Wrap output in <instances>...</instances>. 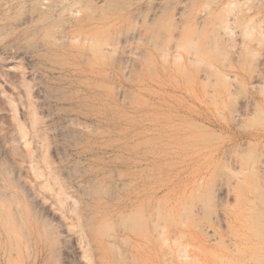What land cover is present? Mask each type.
Masks as SVG:
<instances>
[{
  "label": "rangeland",
  "instance_id": "374dc122",
  "mask_svg": "<svg viewBox=\"0 0 264 264\" xmlns=\"http://www.w3.org/2000/svg\"><path fill=\"white\" fill-rule=\"evenodd\" d=\"M263 87L264 0H0V264H264Z\"/></svg>",
  "mask_w": 264,
  "mask_h": 264
},
{
  "label": "bare ground",
  "instance_id": "6f19581e",
  "mask_svg": "<svg viewBox=\"0 0 264 264\" xmlns=\"http://www.w3.org/2000/svg\"><path fill=\"white\" fill-rule=\"evenodd\" d=\"M242 1V0H241ZM43 2V5L44 6H46V3H44V1H42ZM41 2V3H42ZM47 2V1H46ZM208 3V2H207ZM41 5V4H40ZM207 5V4H206ZM227 5H231V4H226V7H227ZM46 7H49L48 5L46 6ZM210 7V6H209ZM229 7V6H228ZM72 9V8H71ZM204 9V8H203ZM224 10V9H223ZM203 11H205V10H203ZM226 11L227 12H229L230 10H227L226 9ZM207 12V11H206ZM221 12V14H226L225 13V10H224V12L223 11H220ZM223 12V13H222ZM231 12V11H230ZM204 13V12H203ZM234 12L232 11V13L230 14H226V15H221V17L220 16H218V17H220L219 18V21H218V28L219 29H217V32H218V30H220L221 32H222V34L224 33L225 35L227 34V32H229L230 30H231V25H233V21L235 20V14H233ZM237 13V12H236ZM202 14V13H201ZM205 14V13H204ZM203 15V14H202ZM215 17H216V15H215ZM214 17V18H215ZM251 20V19H250ZM213 24V23H212ZM215 25L217 26V24L215 23ZM245 27H246V24L244 25ZM251 27V26H250ZM244 28V27H243ZM247 29H249L248 28V24H247ZM246 28H244V29H242L243 30V32L245 31V30H247ZM232 32V31H231ZM230 33V32H229ZM228 33V34H229ZM221 34V33H220ZM245 34V33H244ZM262 34V33H261ZM241 35V34H240ZM242 36V35H241ZM211 40H213V39H211ZM208 45V44H207ZM211 46H212V44H211ZM216 46V45H215ZM222 48H220V50H221ZM130 52V51H129ZM213 55V54H212ZM213 57V56H212ZM221 58V57H220ZM225 58V57H224ZM198 59H200V58H198ZM227 59V58H226ZM203 61V60H202ZM199 63V62H198ZM201 63V62H200ZM199 63V64H200ZM203 63V62H202ZM207 63V62H206ZM224 63V62H223ZM196 66V65H195ZM199 66V65H198ZM212 69H213V67H212ZM204 70V69H203ZM262 70V69H261ZM222 73V72H221ZM232 76V75H231ZM223 78H225V76L223 77ZM229 79V78H228ZM227 79V80H228ZM231 79V78H230ZM225 88V87H224ZM263 89H264V87H263ZM229 97H231V96H229ZM257 110V109H256ZM254 119V118H253ZM248 145V144H247ZM245 154V153H244ZM243 154V155H244ZM249 154H250V152H249ZM248 156V155H247ZM246 156V157H247ZM246 157H245V159H246ZM250 171V170H249ZM245 175V174H244ZM242 177V176H241ZM250 180V179H249ZM240 181V180H239ZM243 183V182H242ZM261 183V182H260ZM241 184V183H240ZM263 187V186H262ZM261 189V188H260ZM254 195H256V193L254 194ZM246 201V200H245ZM244 201V202H245ZM249 201H251V200H249ZM263 201V200H262ZM247 203H248V200L246 201ZM252 202H253V200H252ZM251 202V203H252ZM264 202V201H263ZM249 204V203H248ZM254 204H255V202H254ZM256 204H257V202H256ZM258 205V204H257ZM259 205H260V203H259ZM196 207V206H195ZM260 207V206H259ZM195 209V208H194ZM263 209V208H262ZM246 212V211H245ZM187 213V212H186ZM247 213V212H246ZM183 214V213H182ZM258 214V213H257ZM255 215V214H254ZM184 217V216H183ZM189 217V216H188ZM254 218V217H253ZM186 219V218H185ZM259 219V218H258ZM257 219V220H258ZM255 220V219H254ZM257 224V223H256ZM159 225V224H158ZM260 225V224H259ZM259 225H257L258 227H260ZM133 226V225H132ZM151 226V225H150ZM256 226V227H257ZM257 227V228H258ZM153 228V227H152ZM262 230V229H261ZM161 231V230H160ZM6 232V231H5ZM163 232V231H162ZM259 236V235H258ZM176 241V240H175ZM177 243V242H176ZM178 244V243H177ZM236 248V247H235ZM181 249V248H180ZM237 251V250H236ZM218 259H220V257L218 258ZM220 262V261H219ZM231 263V262H230Z\"/></svg>",
  "mask_w": 264,
  "mask_h": 264
}]
</instances>
